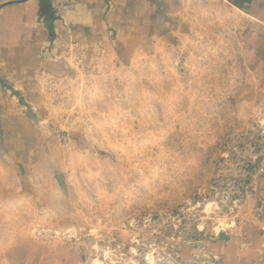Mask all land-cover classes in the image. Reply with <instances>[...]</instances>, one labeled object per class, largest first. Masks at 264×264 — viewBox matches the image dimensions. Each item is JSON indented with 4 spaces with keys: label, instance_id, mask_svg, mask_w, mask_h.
Returning <instances> with one entry per match:
<instances>
[{
    "label": "rangeland",
    "instance_id": "1",
    "mask_svg": "<svg viewBox=\"0 0 264 264\" xmlns=\"http://www.w3.org/2000/svg\"><path fill=\"white\" fill-rule=\"evenodd\" d=\"M184 1L149 44L51 43L35 90L11 93L0 264H222L211 236L248 217L264 168V76L246 14Z\"/></svg>",
    "mask_w": 264,
    "mask_h": 264
},
{
    "label": "crops",
    "instance_id": "2",
    "mask_svg": "<svg viewBox=\"0 0 264 264\" xmlns=\"http://www.w3.org/2000/svg\"><path fill=\"white\" fill-rule=\"evenodd\" d=\"M228 2L248 17L243 28L244 43L250 46L247 57L260 63L264 76V0ZM184 6V0H72L64 15L57 16L51 0H0V109H9L12 119L19 116V104L11 93L35 90L36 71L51 43L58 49L62 40L94 41L116 31L120 49L127 44H149L158 40L160 29H169V21H174ZM164 13L166 25L159 21ZM129 29L134 30L132 36ZM53 61L51 56L46 60ZM254 173L258 177L243 187L248 217L237 213L238 221L226 229L228 236L213 241L222 264H264V216L255 213L258 200L264 199V168H256Z\"/></svg>",
    "mask_w": 264,
    "mask_h": 264
},
{
    "label": "built area",
    "instance_id": "3",
    "mask_svg": "<svg viewBox=\"0 0 264 264\" xmlns=\"http://www.w3.org/2000/svg\"><path fill=\"white\" fill-rule=\"evenodd\" d=\"M52 6L54 8V12L57 16H63L66 9H68L71 4L72 0H51ZM257 213L261 216H264V199H260L257 204Z\"/></svg>",
    "mask_w": 264,
    "mask_h": 264
},
{
    "label": "water",
    "instance_id": "4",
    "mask_svg": "<svg viewBox=\"0 0 264 264\" xmlns=\"http://www.w3.org/2000/svg\"><path fill=\"white\" fill-rule=\"evenodd\" d=\"M63 176H62V174L61 175H59L58 176V178H62ZM62 180V179H61ZM62 182V181H61ZM62 184H64V183H62ZM207 236H208V234H207ZM210 236V235H209ZM228 236V233H227V231L226 230H223V231H221L220 233H218L216 236H211V238L212 239H217L218 237H227Z\"/></svg>",
    "mask_w": 264,
    "mask_h": 264
}]
</instances>
